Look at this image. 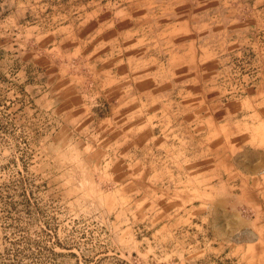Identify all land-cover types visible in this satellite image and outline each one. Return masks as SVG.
Returning <instances> with one entry per match:
<instances>
[{
    "label": "rangeland",
    "instance_id": "374dc122",
    "mask_svg": "<svg viewBox=\"0 0 264 264\" xmlns=\"http://www.w3.org/2000/svg\"><path fill=\"white\" fill-rule=\"evenodd\" d=\"M153 1L0 0V264H251L223 239L222 192L203 196L200 167L149 136L127 153L122 121L107 122L120 112L75 89L109 83L98 69L123 53L113 39L128 16L154 38ZM218 12L205 48L226 101L264 77V11L255 21L236 9V27L233 11ZM149 67L146 81L163 89L176 76Z\"/></svg>",
    "mask_w": 264,
    "mask_h": 264
},
{
    "label": "crops",
    "instance_id": "0c3cea01",
    "mask_svg": "<svg viewBox=\"0 0 264 264\" xmlns=\"http://www.w3.org/2000/svg\"><path fill=\"white\" fill-rule=\"evenodd\" d=\"M153 3L162 12L153 16L154 38H146L140 28L136 30L143 21H136L137 28L131 27L134 20L128 16L131 22L127 19L113 39L123 36V53L98 69L109 83L92 81L75 84V89L83 94L98 91L97 96L103 99H98L97 106L108 103L120 112L109 116L107 122L122 121L127 147L133 139L153 137L160 150L168 146L176 160L185 159L183 168L200 167L208 189L203 196L210 198L211 193L222 192L218 200L224 206L228 227L221 231L223 239L234 237L235 256L242 253L243 260L260 263L264 258V77L256 74L250 94L221 100L214 93L213 82L219 59L205 48V43L210 23L220 25L224 20L219 10L233 11L225 20L242 26L245 23L242 17L236 18V9L247 11V20L258 21L263 16L264 0ZM147 64L158 69L166 65L176 76L163 89V84L146 81ZM131 146L127 153L133 150ZM170 166L172 171L179 168L177 163Z\"/></svg>",
    "mask_w": 264,
    "mask_h": 264
}]
</instances>
